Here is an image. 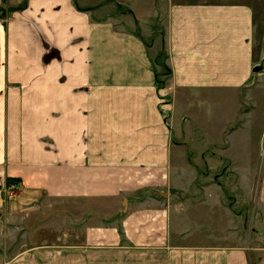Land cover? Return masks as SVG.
Segmentation results:
<instances>
[{"label":"crops","instance_id":"obj_1","mask_svg":"<svg viewBox=\"0 0 264 264\" xmlns=\"http://www.w3.org/2000/svg\"><path fill=\"white\" fill-rule=\"evenodd\" d=\"M261 4L0 0V187L20 183L0 264H264V124L231 133L213 111L247 98ZM185 125L206 134L198 156ZM231 148L254 150L237 158L248 204L231 197Z\"/></svg>","mask_w":264,"mask_h":264},{"label":"rangeland","instance_id":"obj_2","mask_svg":"<svg viewBox=\"0 0 264 264\" xmlns=\"http://www.w3.org/2000/svg\"><path fill=\"white\" fill-rule=\"evenodd\" d=\"M262 4L260 6H258L259 8V12L261 13V19L257 21V36H258V40L261 41L262 44V62L261 64H257L258 66L255 67V71H254V75L252 77V80L250 82L249 85H247L245 87V90L243 91V93H247V98L243 99V101L239 102L240 100L237 98V96L234 94V92L229 93V98L226 101L225 104V108L224 110L221 109L220 105L218 106V103H213L214 107H213V111L214 113H218L221 111H224V113L222 114L223 119H224V123L225 121L228 119V121L230 122V128H231V133H233L236 129L238 130L239 127H242L247 120L251 121V125L255 126V125H262L264 124V0H261ZM1 16V14H0ZM155 33L156 35L158 34V30L157 27H155ZM165 60V55L163 53H161V56L158 60V63L160 65H163V62ZM163 73H166V70H163ZM160 75V74H159ZM161 76V75H160ZM163 80L162 78L159 77V82H158V88H163L164 84H163ZM252 92L253 93V97H249L248 93ZM184 108V107H183ZM190 114V111H188ZM191 113H201L202 116H206V114L210 113L208 108L206 107V102H203L202 107L199 108H194L191 110ZM167 116V115H166ZM181 116V112L177 113V119L179 120V117ZM206 119V118H205ZM189 120V119H188ZM194 120V119H193ZM190 121V120H189ZM220 121H221V117H220ZM212 122L209 121L208 124H211ZM216 123V118H214V125ZM197 125L194 126V128H196L197 130L199 129V126L196 127ZM214 128V126H213ZM215 129V128H214ZM182 136H181V141L183 142L184 145H186V149H184L183 151L186 152L187 157H193L195 155H197L196 150L195 149H191L190 146L191 144L189 143L190 140H205V133H201L199 132V130L196 132H193L192 134H190V128L189 125H185L182 126ZM219 136L218 133H214V137ZM218 151L217 149L215 150V152ZM204 154L205 149H199V153ZM220 152V151H219ZM254 150L250 149V150H245V149H233L231 148L230 150V157L232 159H234L235 161V165H233V162L231 161V165L230 167V184H231V197L233 198V200L235 199L236 203L238 200H240V202H244L247 203L249 202V200L244 197V192L242 189H239V185H238V168L243 167V166H238L237 164V158H240L241 156H246V157H250V156H254L253 155ZM256 154H257V149H256ZM241 155V156H240ZM198 156V155H197ZM189 163V161L187 162ZM190 164H184L183 166L186 168H190L189 166ZM192 166V165H191ZM192 168H194V166H192ZM232 168H234L233 171ZM194 171V170H193ZM201 172H205V166H202L200 169ZM220 172V170H215V173ZM204 180V179H203ZM205 181H203L202 183H204ZM8 184V183H7ZM6 184V185H7ZM183 184V188H189L190 186V181H182ZM194 184L192 183L193 189H194ZM5 185V186H6ZM238 186V187H237ZM242 186V184L240 185ZM201 194V193H200ZM241 202V203H242ZM204 215V214H203ZM216 215V212H215ZM220 212L218 213V217L217 219L215 218V225L217 228H215V232L218 233L219 235H221L222 233V228H221V220H220ZM219 219V220H218ZM218 220V221H217ZM227 229V228H226ZM221 237V236H220ZM137 255V259L135 258L133 260V264H141V255L140 252H135ZM131 261H122L121 259L119 260L118 258L116 260L112 261H107V262H103V264H128Z\"/></svg>","mask_w":264,"mask_h":264},{"label":"built area","instance_id":"obj_3","mask_svg":"<svg viewBox=\"0 0 264 264\" xmlns=\"http://www.w3.org/2000/svg\"><path fill=\"white\" fill-rule=\"evenodd\" d=\"M20 189L18 181H11L4 187H0V205L13 198Z\"/></svg>","mask_w":264,"mask_h":264},{"label":"trees","instance_id":"obj_4","mask_svg":"<svg viewBox=\"0 0 264 264\" xmlns=\"http://www.w3.org/2000/svg\"><path fill=\"white\" fill-rule=\"evenodd\" d=\"M26 6V4H24L21 8H24ZM11 181H13V180H9L8 182H11Z\"/></svg>","mask_w":264,"mask_h":264}]
</instances>
